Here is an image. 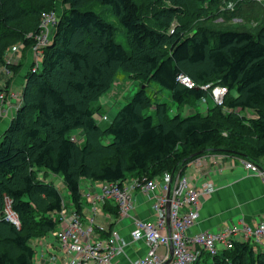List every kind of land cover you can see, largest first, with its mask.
<instances>
[{
  "label": "trees",
  "instance_id": "1",
  "mask_svg": "<svg viewBox=\"0 0 264 264\" xmlns=\"http://www.w3.org/2000/svg\"><path fill=\"white\" fill-rule=\"evenodd\" d=\"M228 3L231 10H221ZM50 12L56 22L12 107L9 84L22 65L7 53L19 42L31 53ZM109 18L125 31L128 49L115 41ZM232 19L259 24L233 28ZM121 71L143 88L101 128L100 100ZM0 74L11 76L0 86V264H34L29 242L60 225L65 204L48 176L61 180L81 214L82 180H150L184 172L209 153L257 166L264 159L262 0H0ZM181 76L196 87L181 84ZM210 83L226 88L222 106L181 117L180 107L211 100L201 89ZM152 84L168 91L175 111L147 92ZM248 110L254 117L242 115ZM108 212L118 215L115 207ZM196 264H264V248L235 236L229 249L203 253Z\"/></svg>",
  "mask_w": 264,
  "mask_h": 264
},
{
  "label": "built area",
  "instance_id": "2",
  "mask_svg": "<svg viewBox=\"0 0 264 264\" xmlns=\"http://www.w3.org/2000/svg\"><path fill=\"white\" fill-rule=\"evenodd\" d=\"M55 20L54 12L42 17L40 28L43 32L35 37L37 43L31 48L34 59L41 56V50L47 43L48 28ZM179 82L188 88L196 87L184 76L179 77ZM201 89L210 91L211 101L215 106H222L227 93L225 87L210 83ZM3 99L4 95L0 90V116ZM96 120L106 121V116H97ZM197 160L203 162L205 158L200 156ZM239 162L252 175L264 179V167L247 160L239 159ZM213 191L209 181L195 189L181 170L175 173L165 172L150 180L137 177L121 183H103L97 193L87 196L91 216L82 217V213L79 214L74 209L67 215L64 205L58 214L59 229L52 236L57 246L67 255L64 264H113L115 257L125 254L127 243L118 230L111 228L109 231L95 225L94 216L99 212V205L107 201L117 209L119 219L130 222V241L141 242L145 246L143 256L136 259L125 256L127 264H196L203 253L215 256L220 251L229 249L230 239L235 236L264 248V220L253 225L240 221L215 232L203 231L191 236L186 234L200 218L198 198L202 194L210 195ZM135 192L150 201L151 220H141L134 216ZM11 220L13 221L12 218ZM104 232H108V236L100 237ZM48 261L52 263L54 259L48 258Z\"/></svg>",
  "mask_w": 264,
  "mask_h": 264
},
{
  "label": "crops",
  "instance_id": "3",
  "mask_svg": "<svg viewBox=\"0 0 264 264\" xmlns=\"http://www.w3.org/2000/svg\"><path fill=\"white\" fill-rule=\"evenodd\" d=\"M58 4L60 6V3ZM14 46L16 48L15 53L11 57L6 56V59L10 60L13 64L20 63L22 68L16 76H12L9 84L12 93L11 96L14 94L12 99L9 98L8 100L12 107L18 105V98L16 96L22 89L25 73L30 68L32 61L29 49L23 48L21 42L16 43ZM9 76L0 74V80L4 81L2 85ZM104 97L101 98L99 103L102 109L107 104L103 99ZM189 110L191 109L189 108ZM206 111L207 109L202 114H205ZM102 114L105 115L104 110H102ZM242 115L247 118L254 117L253 112L249 110L244 111ZM203 157L205 158L203 162H199L197 160L198 157L187 163L183 173L195 189H199L205 182L209 181L212 183L214 191L210 195L202 194L198 198L200 218L187 230L186 234L191 236L203 231L215 232L239 223L240 221L246 222L248 225H253L264 220V179L258 178L245 170L241 166L239 159L212 153L202 155ZM261 166L264 167V159ZM47 179L52 181L59 180V183L56 184L58 189L63 186L58 177L48 176ZM82 181H84L85 188L88 191L83 194L81 192V195L87 200V196L91 193H97L103 184V182ZM93 183H97L98 187H93ZM134 202V216L141 220H151L150 201L135 192ZM82 206L81 216H91L90 211H88V205L83 204ZM99 207V212L94 216L95 225L106 226L107 229L112 226L113 229L121 233L122 238L127 243V247L124 250L125 254L115 257L113 264H127L125 256L129 259H136L143 256L145 252L144 244L130 241V222L126 219H119L118 216L116 217L108 212L109 207L114 208L111 202L104 201L100 203ZM65 212L66 214L72 213L73 208L69 212L67 210ZM34 240V247L31 246L35 252L33 258L34 264H37L36 261H38V264L65 263L67 255L57 246L52 233ZM48 258L54 259V261L49 263Z\"/></svg>",
  "mask_w": 264,
  "mask_h": 264
},
{
  "label": "rangeland",
  "instance_id": "4",
  "mask_svg": "<svg viewBox=\"0 0 264 264\" xmlns=\"http://www.w3.org/2000/svg\"><path fill=\"white\" fill-rule=\"evenodd\" d=\"M260 1V0H258ZM264 2V0H262ZM233 7V5H231V3H228L226 5H224V7L222 6V9H226V10H231V8ZM101 6L99 8H96V10L100 9ZM108 21L110 23L114 24V28L116 29L115 31V41L119 44H121L122 46H124L126 49H128L127 47V42H126V35H125V31L123 30V28L117 23V21L115 20V18H109ZM221 22V20H218ZM231 23V27L235 28L236 26H238V24H244L250 28L253 29L256 25L259 24L258 21H246V22H242V20L240 19H232L230 20ZM52 32V29H51ZM51 38V35H50ZM16 48L15 46H13L11 49H9V55L7 53L8 57L13 56V54L15 53ZM4 81L0 80V86L2 85ZM140 88H143V85L140 86L139 82L130 78L128 73L125 72H119L115 78V82L113 84L112 89L110 90L109 93L106 94V96L103 98L107 104H105V106L103 107L104 113L107 117L106 121L103 122H99V125L101 126V128H105L107 125L110 124L111 120L114 118V116L116 115L117 111L128 101L131 99V97L135 94V92H137ZM158 88L156 85L152 84L147 88V92L150 93H154V96L156 97L155 100L158 102H167L168 104H170L172 111H175L177 109V106L175 104H173L170 100V96L168 91L166 90H162L160 92H157ZM156 92V93H155ZM109 102V103H108ZM210 105H212V102L210 100V98H206L204 100L203 103H199L197 102L195 105H193V109L189 110V108L187 106H182L179 108V114L181 117H186L188 116L190 113L192 114V112H198L200 114L204 113L205 110L207 109V107H209ZM103 106V105H102ZM201 107H203V109H201ZM102 114V113H101ZM6 124H2L0 126V128L3 130V128H5ZM57 180V179H56ZM53 180L55 186H57L56 184L59 183V180L56 181ZM93 187L97 188L98 184L97 183H93L92 185ZM85 183L84 181L80 182V191L83 193H85L86 191H88L85 188ZM60 194L64 200V204H65V209L67 210V212H69V210L71 208H73V206L71 205V200L69 198V195L67 193V190L61 186L59 188ZM82 196V201L85 205L89 206L88 200ZM71 213H67V215H70ZM97 226H101L96 224ZM104 227V226H102ZM105 229L106 226L104 227ZM35 240H31L29 242V244L34 247L35 245ZM211 262V260H209Z\"/></svg>",
  "mask_w": 264,
  "mask_h": 264
},
{
  "label": "water",
  "instance_id": "5",
  "mask_svg": "<svg viewBox=\"0 0 264 264\" xmlns=\"http://www.w3.org/2000/svg\"><path fill=\"white\" fill-rule=\"evenodd\" d=\"M202 152H199V153H196L195 155L197 156V155H200Z\"/></svg>",
  "mask_w": 264,
  "mask_h": 264
},
{
  "label": "clouds",
  "instance_id": "6",
  "mask_svg": "<svg viewBox=\"0 0 264 264\" xmlns=\"http://www.w3.org/2000/svg\"><path fill=\"white\" fill-rule=\"evenodd\" d=\"M103 116H106V115H103ZM106 120H107V117H106ZM100 122H103V121H100ZM97 123H99V122H97Z\"/></svg>",
  "mask_w": 264,
  "mask_h": 264
}]
</instances>
